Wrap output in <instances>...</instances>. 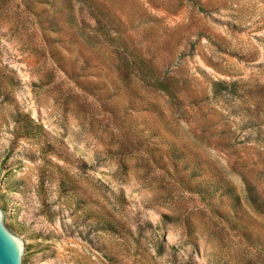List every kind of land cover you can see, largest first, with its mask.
<instances>
[{"label":"rangeland","instance_id":"1","mask_svg":"<svg viewBox=\"0 0 264 264\" xmlns=\"http://www.w3.org/2000/svg\"><path fill=\"white\" fill-rule=\"evenodd\" d=\"M0 177L30 264H264V0H0Z\"/></svg>","mask_w":264,"mask_h":264},{"label":"water","instance_id":"2","mask_svg":"<svg viewBox=\"0 0 264 264\" xmlns=\"http://www.w3.org/2000/svg\"><path fill=\"white\" fill-rule=\"evenodd\" d=\"M6 179L0 177V189ZM33 246L14 233L10 216L0 206V264H30Z\"/></svg>","mask_w":264,"mask_h":264},{"label":"trees","instance_id":"3","mask_svg":"<svg viewBox=\"0 0 264 264\" xmlns=\"http://www.w3.org/2000/svg\"><path fill=\"white\" fill-rule=\"evenodd\" d=\"M147 70L149 71V73H148V78L144 79L143 81L145 84H147L148 86L156 90L164 91L167 94H172L171 89L168 86V84L164 81L162 77H160L155 72V70L150 69L149 67L147 68ZM141 73H145V72L142 69L135 71V74H141ZM257 208L258 210H261L263 212V209L261 206H258Z\"/></svg>","mask_w":264,"mask_h":264}]
</instances>
